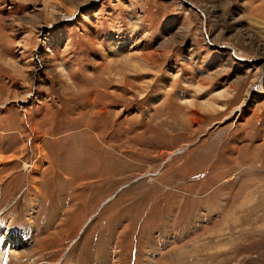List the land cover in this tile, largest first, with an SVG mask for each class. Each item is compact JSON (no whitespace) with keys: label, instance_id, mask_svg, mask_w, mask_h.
Listing matches in <instances>:
<instances>
[{"label":"rangeland","instance_id":"374dc122","mask_svg":"<svg viewBox=\"0 0 264 264\" xmlns=\"http://www.w3.org/2000/svg\"><path fill=\"white\" fill-rule=\"evenodd\" d=\"M85 1L0 0L4 264H264V0Z\"/></svg>","mask_w":264,"mask_h":264},{"label":"bare ground","instance_id":"6f19581e","mask_svg":"<svg viewBox=\"0 0 264 264\" xmlns=\"http://www.w3.org/2000/svg\"><path fill=\"white\" fill-rule=\"evenodd\" d=\"M75 12L77 11L73 10L69 13H65L64 15L62 14L60 18L66 19V20H73L76 17ZM236 52L233 51V56L235 58H239V54L241 53L239 52L236 53ZM263 68L264 66L263 67L261 66L259 70L260 71L263 70V73H264ZM255 81H256V78H255ZM253 85L254 84H251V86L246 90L245 92L246 99H247V96H251V98H254L257 95V93H261L262 91H264V85L262 83V78L258 80V84L256 87ZM246 99H244V101ZM237 109H238L237 111H239L240 108H237ZM11 158L12 157L3 158L0 156V163L6 160L8 161ZM40 166H41V162L39 160L29 167L31 169H34V171L36 172ZM29 167L26 164L24 165L25 170H27ZM29 245H30V242L26 239L25 236L15 232L11 228L10 225L3 224L2 221L0 220V264L5 263V259L7 258L8 255L17 256L19 258L25 257V256H31V251L28 250ZM202 248L201 246H196L190 251L189 258H190V261L192 262L191 264H204L205 260L209 259L206 253L203 255V252L205 250Z\"/></svg>","mask_w":264,"mask_h":264}]
</instances>
